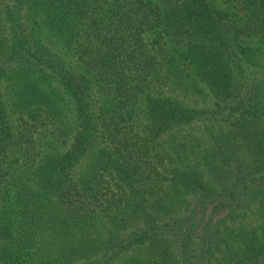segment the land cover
Returning <instances> with one entry per match:
<instances>
[{
  "label": "trees",
  "instance_id": "16d2710c",
  "mask_svg": "<svg viewBox=\"0 0 264 264\" xmlns=\"http://www.w3.org/2000/svg\"><path fill=\"white\" fill-rule=\"evenodd\" d=\"M0 264H264V0H0Z\"/></svg>",
  "mask_w": 264,
  "mask_h": 264
},
{
  "label": "rangeland",
  "instance_id": "374dc122",
  "mask_svg": "<svg viewBox=\"0 0 264 264\" xmlns=\"http://www.w3.org/2000/svg\"><path fill=\"white\" fill-rule=\"evenodd\" d=\"M157 90L166 93L167 90H168V88H167V87H164V86H157ZM183 92H184V90L181 91V92H179L178 95L183 96ZM201 100H202V99H200V101H201Z\"/></svg>",
  "mask_w": 264,
  "mask_h": 264
}]
</instances>
